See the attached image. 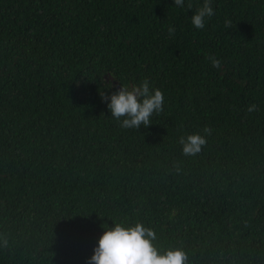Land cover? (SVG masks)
<instances>
[{"label": "trees", "instance_id": "1", "mask_svg": "<svg viewBox=\"0 0 264 264\" xmlns=\"http://www.w3.org/2000/svg\"><path fill=\"white\" fill-rule=\"evenodd\" d=\"M202 3L0 0V264H89L115 223L185 264H264V0H211L197 29ZM144 79L164 111L122 128L99 90Z\"/></svg>", "mask_w": 264, "mask_h": 264}, {"label": "clouds", "instance_id": "2", "mask_svg": "<svg viewBox=\"0 0 264 264\" xmlns=\"http://www.w3.org/2000/svg\"><path fill=\"white\" fill-rule=\"evenodd\" d=\"M174 5L180 8L185 6V0H174ZM191 9V3L188 4ZM214 15L211 0H203L201 6L196 8L191 16V23L197 29H203L206 18ZM225 27H232V21L225 20ZM169 35L175 33V28L169 26ZM207 59L214 68L219 69L221 61L216 56H208ZM104 85V87H111ZM99 90L101 99L107 102V108L111 116L120 122L122 128L148 127L152 123L154 114L164 111V94L159 88H151L149 81L144 79L139 85L131 87L121 84V87L111 93L105 94ZM257 110L255 104L247 107V112ZM212 129L205 126L203 132L192 133L186 137L181 136L183 154L194 156L199 153L207 143L206 136ZM104 227L94 248L93 255L89 258V264H185L186 253L180 248H169L163 253L154 245L157 239L156 232L151 227H145L143 223L125 227L121 223H115L112 227ZM6 243V241H5Z\"/></svg>", "mask_w": 264, "mask_h": 264}]
</instances>
